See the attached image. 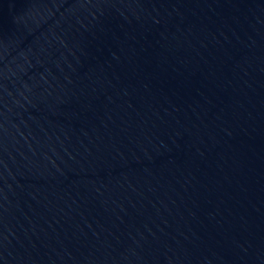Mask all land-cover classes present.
I'll list each match as a JSON object with an SVG mask.
<instances>
[{
    "label": "water",
    "instance_id": "water-1",
    "mask_svg": "<svg viewBox=\"0 0 264 264\" xmlns=\"http://www.w3.org/2000/svg\"><path fill=\"white\" fill-rule=\"evenodd\" d=\"M0 264H264V0H0Z\"/></svg>",
    "mask_w": 264,
    "mask_h": 264
}]
</instances>
